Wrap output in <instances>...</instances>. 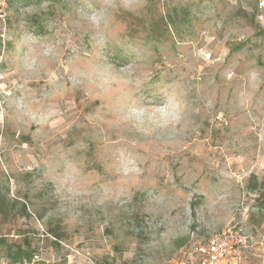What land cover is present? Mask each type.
<instances>
[{
    "label": "rangeland",
    "instance_id": "1",
    "mask_svg": "<svg viewBox=\"0 0 264 264\" xmlns=\"http://www.w3.org/2000/svg\"><path fill=\"white\" fill-rule=\"evenodd\" d=\"M0 203V264H264V0H0Z\"/></svg>",
    "mask_w": 264,
    "mask_h": 264
},
{
    "label": "built area",
    "instance_id": "2",
    "mask_svg": "<svg viewBox=\"0 0 264 264\" xmlns=\"http://www.w3.org/2000/svg\"><path fill=\"white\" fill-rule=\"evenodd\" d=\"M200 252L202 258L198 264H220L231 254L227 245L219 239L212 240L207 247H202Z\"/></svg>",
    "mask_w": 264,
    "mask_h": 264
},
{
    "label": "trees",
    "instance_id": "3",
    "mask_svg": "<svg viewBox=\"0 0 264 264\" xmlns=\"http://www.w3.org/2000/svg\"><path fill=\"white\" fill-rule=\"evenodd\" d=\"M29 215L27 212L26 206H23L22 212L20 216H27ZM7 217L6 210L3 207L2 203H0V217ZM8 258L11 260L13 264H26L31 263L32 260V254L28 249H25L23 247H19L16 250L9 249L8 251Z\"/></svg>",
    "mask_w": 264,
    "mask_h": 264
}]
</instances>
